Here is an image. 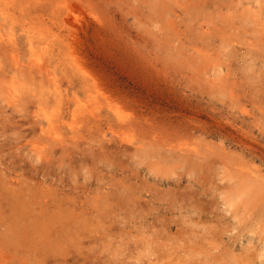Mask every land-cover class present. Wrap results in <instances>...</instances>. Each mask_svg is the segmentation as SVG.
Here are the masks:
<instances>
[{
	"label": "rangeland",
	"instance_id": "rangeland-1",
	"mask_svg": "<svg viewBox=\"0 0 264 264\" xmlns=\"http://www.w3.org/2000/svg\"><path fill=\"white\" fill-rule=\"evenodd\" d=\"M225 1L0 0V232L73 220L0 264H264V0Z\"/></svg>",
	"mask_w": 264,
	"mask_h": 264
},
{
	"label": "bare ground",
	"instance_id": "bare-ground-1",
	"mask_svg": "<svg viewBox=\"0 0 264 264\" xmlns=\"http://www.w3.org/2000/svg\"><path fill=\"white\" fill-rule=\"evenodd\" d=\"M150 1L152 2L155 0ZM225 5L227 7H230L227 0L225 1ZM5 47L6 46H4V43H2V45L0 46V54L2 53L1 50H5ZM43 67L44 66H42L41 64H37L38 70H42ZM33 68L36 69V66H33ZM168 160L169 162L184 165L187 168H189L194 163L196 165H199V160L194 158H191L192 161L182 159L178 161V159L174 156H170ZM248 175L249 174L240 173L239 178L241 180H238L236 184L240 189L243 190L244 198L248 199L250 197H254L257 199L259 198L260 194L263 195V193L260 192V190H262V185L256 180H251V177ZM158 178H160V184L163 183L164 185L171 184L176 186H178V184H181L179 183L181 181V178H178L177 180L160 176ZM3 185L4 184L1 181L0 188L3 189ZM259 192L260 194L258 195ZM7 197L10 198V206L13 207V216L7 219H2L3 223L7 226L5 231L0 232V245L7 252L5 256L10 260L15 255L14 251H17L23 244H27L28 242L30 247L29 256L39 254L43 256V253L50 254L60 251V242L55 241L60 239H57V236H55V234L59 232L60 228H62L60 229V233H64L65 228L68 226L70 227V225L72 224L73 220L71 221L69 211L65 209L64 212L53 211V208L50 209L49 205L48 208H45L40 205V197L30 196L29 199H26L22 192H18L16 195L9 194L7 195ZM54 203L55 205H57V201H54ZM34 209L37 212L40 211V213H38V215L34 214ZM58 223H60L59 229L57 227ZM64 243L67 244V241H64ZM45 247H48V249L43 251ZM3 248L2 250H4Z\"/></svg>",
	"mask_w": 264,
	"mask_h": 264
}]
</instances>
